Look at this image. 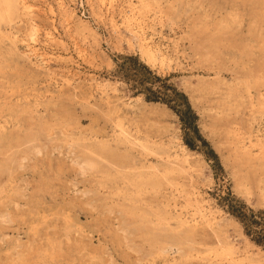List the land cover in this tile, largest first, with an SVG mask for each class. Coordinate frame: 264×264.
Listing matches in <instances>:
<instances>
[{"label": "rangeland", "instance_id": "1", "mask_svg": "<svg viewBox=\"0 0 264 264\" xmlns=\"http://www.w3.org/2000/svg\"><path fill=\"white\" fill-rule=\"evenodd\" d=\"M263 140L264 0H0V264H264L222 206L264 211Z\"/></svg>", "mask_w": 264, "mask_h": 264}, {"label": "trees", "instance_id": "2", "mask_svg": "<svg viewBox=\"0 0 264 264\" xmlns=\"http://www.w3.org/2000/svg\"><path fill=\"white\" fill-rule=\"evenodd\" d=\"M114 62L112 77L125 82L135 93L143 94L146 100L159 101L171 108L181 123L183 142L187 147L194 148L196 139L201 138L187 96L168 83L166 77L157 76L135 55L119 54ZM222 206L241 224L249 240L264 252V211L248 207L230 193Z\"/></svg>", "mask_w": 264, "mask_h": 264}, {"label": "bare ground", "instance_id": "3", "mask_svg": "<svg viewBox=\"0 0 264 264\" xmlns=\"http://www.w3.org/2000/svg\"><path fill=\"white\" fill-rule=\"evenodd\" d=\"M144 48H145V47H144ZM143 50H144V49H143ZM148 51L150 52V50H148ZM148 51H145V54H147V59H146V60H148V61H152V64H153V62H154L153 57H154V56H152V55L155 54V53H153V54L151 53V54H152V55H151L150 53H148ZM140 52H141V51H140ZM151 52H152V51H151ZM155 56H156V55H155ZM154 59H155V58H154ZM158 59H160V58H158ZM158 59H157V60H158ZM162 60H163V59H162ZM159 61H160V60H159ZM159 61H158V62H159ZM145 62H146V61H145ZM155 62H156V61H155ZM147 63H148V62H147ZM152 64H151V65H152ZM160 64H162V63H160ZM255 142H256V141H255ZM263 142H264V140H263ZM260 143H261V142L259 141V144H260ZM260 146H261V145H260ZM260 146H259V147H260ZM89 166H90V165H89ZM114 182H115V181H114ZM236 260H237V259H236ZM242 260H243V259H242ZM242 260H240V261H242ZM242 263H243V262H242ZM248 264H250V263H248Z\"/></svg>", "mask_w": 264, "mask_h": 264}]
</instances>
